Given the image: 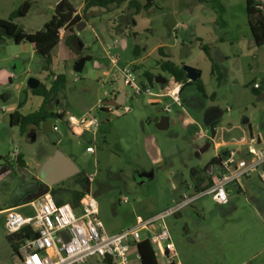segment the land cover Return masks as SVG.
<instances>
[{"label": "rangeland", "instance_id": "rangeland-1", "mask_svg": "<svg viewBox=\"0 0 264 264\" xmlns=\"http://www.w3.org/2000/svg\"><path fill=\"white\" fill-rule=\"evenodd\" d=\"M62 1L78 8L83 0H31V10L16 21L17 25L28 33L42 31ZM135 1L141 7L139 15L135 9H128V2L109 10L92 8L96 16L91 18L89 14L87 28L77 30L84 56L92 57L83 72L76 73V63L60 54L62 46L52 53L54 68L66 78V88L59 99L61 109L66 115L96 116L99 121L97 129L83 135L74 134L58 119H49L39 127L28 126L24 133L20 126L9 123L11 113L7 117L3 109L18 108L24 116L39 109L43 98L31 93L28 80L36 78L49 89L52 77L44 70L41 56L27 52L8 38L0 43L1 210L19 206L20 214L34 216L31 203L23 204L21 199L38 186L41 166L60 151L80 170L60 183V188L81 191L80 183L91 179L89 193L98 203L106 232L113 235L134 224L137 216L147 219L185 197H194L197 181H202L205 189L217 173V167L212 166V172L208 167L217 156V141H242L251 128L254 134L261 131L264 101L258 100L252 87L258 83L264 91V46L253 45L247 0H155L156 6L149 11L142 9L147 0ZM23 3L0 0V19L7 20ZM195 31L197 38L193 36ZM114 44L117 48L109 53L117 56L119 67L135 72L141 86H146L148 72L154 77L165 76L172 88V78L157 65L161 59L158 49L163 47L176 65L200 72L206 97L195 86H186L182 98L186 113L169 98L156 105L155 97H135L128 89L121 106L98 110L104 93H109L108 99L112 100L113 92L118 90L101 68L106 64L108 71L116 70L106 54ZM201 45L207 46L215 58L223 76L221 81L212 73V63ZM246 46H252L253 52H248ZM221 54L239 58L224 62ZM153 93L161 94L162 90L157 87ZM168 105L172 125L161 131L155 121ZM212 108L223 113L215 122V142L212 128L206 124V113ZM243 118L250 120L249 125L242 124ZM90 148L95 149V154L88 152ZM19 155L24 158V166L16 161ZM243 185L242 190L236 185L229 187L226 206L206 195L165 221L179 253L175 262L240 264L264 249V224L253 201L263 196L264 182L254 175ZM5 220L6 215L0 214V264H16L18 259L6 239ZM163 227L162 223L154 224L151 230L157 232ZM158 260L163 264L161 258Z\"/></svg>", "mask_w": 264, "mask_h": 264}, {"label": "built area", "instance_id": "built-area-1", "mask_svg": "<svg viewBox=\"0 0 264 264\" xmlns=\"http://www.w3.org/2000/svg\"><path fill=\"white\" fill-rule=\"evenodd\" d=\"M258 1L261 5L264 4V0ZM60 34L64 35L63 29L60 30ZM113 48H117V44L107 48V58L111 66L122 75L126 93L129 89L135 97L141 95L155 97L153 103L156 104H162V99L169 98L187 113L182 100V83L172 78V88L169 81L161 94H154L147 83L144 87L139 84L134 71L119 67L117 56L109 53V50ZM252 89L262 91L263 87L255 83ZM119 92V89L113 92L112 100L108 99L109 93H104L103 99L98 101L97 109L109 110L110 106L107 102L116 100ZM164 111L170 113L171 106H166ZM90 117L65 115L63 122L74 134L83 135L99 126L97 117ZM54 130H57V127ZM206 133L209 134L210 131L207 130ZM244 147L246 154L228 151L227 156L217 155L216 158H219V163L215 166L217 173L212 176L211 182L205 189L196 191L194 197H185L174 207L147 219L137 216L132 226L117 234L109 235L106 232L100 220L98 203L90 193L83 197L77 209L69 203L57 204L52 195L48 194L31 203L34 216L20 214L19 208L5 210V228L8 235H14L23 230L36 234L32 239L20 244L16 264H87L91 260L101 263L131 264L132 250L137 251V245L144 240H148L153 245L157 256L164 257L168 263L175 262L177 258L175 246L165 227V221L168 218L179 215L183 209L206 195H211L218 205L226 206L229 204V187L236 185L241 188L244 182L254 175H259L264 182V122L258 134L250 133ZM88 152L95 154V149L90 148ZM90 182H92L91 179ZM124 202L127 203V200ZM160 223L164 225L163 229L153 232L151 226ZM63 232L68 233V242L63 237ZM143 233L146 235L143 236Z\"/></svg>", "mask_w": 264, "mask_h": 264}, {"label": "trees", "instance_id": "trees-1", "mask_svg": "<svg viewBox=\"0 0 264 264\" xmlns=\"http://www.w3.org/2000/svg\"><path fill=\"white\" fill-rule=\"evenodd\" d=\"M84 12L91 10L92 8H100L109 10L110 7H120L128 2V9H135L139 15L141 7L135 0H84ZM200 3L206 2V0H197ZM61 10H56L52 19L47 22L42 31L34 33H28L17 25L16 21L25 18L32 8V3L27 0L21 7L15 10L7 20L0 19V43L4 38H8L16 45L29 44L34 50L36 55L41 56L45 60L44 70L49 72L51 77H56L52 82V86L48 89L43 84L31 93L35 96L43 98L42 106L35 112L28 115H22L18 111L11 114V124L20 126L21 133H24L28 126L39 127L42 123H45L49 119L64 120L65 111L61 109V101L59 100L63 91L66 88V78L63 74H55L51 70L53 58V51L58 48L61 43L62 36L60 30H64L65 49L62 47L60 51L61 55H64L68 61H74L77 63L82 57L87 59V62L92 61V57L84 56V44L76 34V30H83L84 24L82 19L78 15L74 16L75 11L66 3L61 2ZM155 0H147L142 9L149 11L155 7ZM246 12L248 18L249 28L257 47L264 46V4L261 5L258 0H247ZM82 43V44H81ZM202 51L207 55L212 63V73L217 74V79L222 80L223 76L219 71V67L216 64L215 58L212 57L210 50L207 46L201 45ZM158 53L161 57L157 62L158 67L162 73L167 74L170 78H173L176 82L183 84L182 92L185 91L186 86L193 85L197 90L206 97V90L204 84L199 79L196 83L189 81L187 74L183 70V67L176 65L171 61L170 55H168L163 47L158 49ZM65 59V60H66ZM199 72V71H198ZM200 73V72H199ZM145 77L154 78L150 73H146ZM255 95H260L262 91L252 89ZM214 97V96H213ZM212 134H215L214 128L216 123L211 125ZM18 163L24 166L22 158L18 157ZM219 163V158H214L209 163L208 167L216 166ZM62 184V183H61ZM53 187L50 194L55 199L57 204L69 203L73 208L77 209L80 206V202L83 197L90 192L91 182L90 180H84L81 184V191L61 189L60 185ZM199 186V184H198ZM36 234L30 233L28 230H23L14 235H8L6 237L15 255L19 253L20 244L25 240L32 239ZM137 253L141 264H159L158 257L155 253L153 245L144 240L137 245ZM170 264H176L171 262Z\"/></svg>", "mask_w": 264, "mask_h": 264}, {"label": "crops", "instance_id": "crops-1", "mask_svg": "<svg viewBox=\"0 0 264 264\" xmlns=\"http://www.w3.org/2000/svg\"><path fill=\"white\" fill-rule=\"evenodd\" d=\"M24 2L25 1H27V0H23ZM31 1V0H30ZM61 4V3H60ZM60 4H59V6H60ZM68 5L75 11V13H74V16H76V15H78L79 17H81V19H82V24H84V29L83 30H85L86 28H87V24H88V21H89V19H88V15L89 14H91V18H94L96 15H95V12H93V11H91V10H89V11H87L86 13L84 12V6H85V1L83 0L82 1V3H81V5L78 7V8H76V7H74L73 5H71V4H69L68 3ZM17 10V9H16ZM56 10H59V9H56ZM14 12V11H13ZM12 12V13H13ZM56 12V11H55ZM11 13V14H12ZM10 14V15H11ZM55 15V14H54ZM53 15V16H54ZM52 16V17H53ZM50 21V20H49ZM49 21H47V22H49ZM47 22H45L44 23V25L43 26H45V24L47 23ZM79 31H82V30H79ZM79 31L77 32V30H76V34H77V36L79 37ZM193 36H196L195 38H197V31H195L194 32V34H193ZM64 37L66 38V36L65 35H63L62 36V40H61V43H60V45L58 46V48L59 47H63L64 48V50L66 51V49H65V41H64ZM254 40V39H253ZM254 43L255 42H253V45H254ZM22 45V47L27 51V52H30V53H32V54H34L35 52H34V50L31 48V46L29 45V44H21ZM256 45V44H255ZM247 48H248V52H253V49L251 48L252 46H246ZM249 47H250V49H249ZM58 48H56L55 50H57ZM54 50V51H55ZM141 51L139 50V53H140ZM53 55V54H52ZM235 59L237 58H239V56L237 57L236 55H234L233 56ZM220 58L224 61V62H231L232 61V59H234V58H232V57H229V56H227V55H220ZM101 68L102 69H104L105 71H104V75H106V76H108V77H110V79H111V81H113L118 87H119V83H118V80L120 79V76H119V73L116 71V70H113V69H110L109 71L107 70V65L106 64H103L102 66H101ZM51 70L55 73V74H60L58 71H56V69L54 68V64H53V62H52V66H51ZM54 81V77L52 78V82ZM260 95H258V100H260V101H264V97H263V92H260L259 93ZM183 95H184V92H182V98H183ZM184 102H186V99H184ZM42 104H43V99H42V102L40 103V105H39V108L42 106ZM154 104H156V103H154ZM156 105H160V104H156ZM19 108H21L20 106H19ZM18 109V108H17ZM17 109H13V111H9L8 109L6 110V109H4V112H3V110H2V113H4L5 114V116H9L8 114H12V113H14L15 111H18ZM20 114H21V112L20 111H18ZM172 113V111L170 112V113H167V112H165V111H163V115H166V116H169L170 117V127H171V125H172V118H171V116H170V114ZM222 115H223V113L218 109V108H212V109H210L209 111H207V113H206V121L208 122V123H210V127H211V125L212 124H214L215 122H217L221 117H222ZM6 118V117H5ZM244 119V118H243ZM9 123H11V119H10V117H9ZM155 123L157 124L158 123V119L155 121ZM249 123H250V120H249ZM249 125V124H248ZM263 125V124H262ZM170 127H169V129H170ZM261 128H262V126H261ZM168 129V130H169ZM253 128H251L250 129V133H253ZM214 131H215V134L213 135V140H214V142H215V140H217V136H218V128L216 127V128H214ZM249 136H250V134H249ZM248 136V137H249ZM248 137L247 138H245L244 140H242V141H234V142H223V141H221V142H219V141H217L216 143H215V148H216V150H217V155H220V154H223V155H225V154H228V151H231V152H237V153H240V154H245V147H244V143H245V141L248 139ZM21 158H22V162L25 164V161H24V158H23V156L22 155H19ZM18 156V157H19ZM50 158H52V156L51 157H49L48 159H50ZM16 161L18 162V158L16 159ZM38 166V165H37ZM212 167V166H211ZM211 167L209 168V170H210V172L212 171L211 170ZM198 184H199V186H198ZM202 186H203V183H202V181H197V184L195 185V187H196V191H199V190H201L202 189ZM245 185H243L242 187H241V190H242V188L244 187ZM240 190V191H241ZM24 194H27V193H24ZM23 194V195H24ZM253 201L256 203V207H257V209H256V213H257V216L259 217V219L261 220V223H263L264 224V194H263V196H261V197H259V198H254L253 199ZM13 208H20L19 206L18 207H13ZM5 210H7V209H4V210H1L0 209V214H2V213H4V211ZM163 212V211H162ZM162 212H159L158 214H160V213H162ZM158 214H155V215H158ZM155 215H153V216H155ZM133 224H130V225H127L126 227H123V228H120V229H118V231H115L114 232V234H117V233H120L121 231H123V230H125L126 228H129L130 226H132ZM175 250H176V247H175ZM177 254H179L178 252H176ZM158 258H161L162 260H163V264H170V263H168L167 262V260L164 258V257H162V256H157ZM260 257H263V258H260ZM158 262H159V260H158ZM160 263V262H159ZM176 264H184V263H182V261H177V262H175ZM87 264H111L110 262H105V263H101V262H97V261H95V260H91L89 263H87ZM131 264H141V262H140V259H139V256H138V253H137V251L136 250H132V252H131ZM240 264H264V249H262L260 252H255V254H254V256H252L250 259H244V260H242V262H240Z\"/></svg>", "mask_w": 264, "mask_h": 264}, {"label": "water", "instance_id": "water-1", "mask_svg": "<svg viewBox=\"0 0 264 264\" xmlns=\"http://www.w3.org/2000/svg\"><path fill=\"white\" fill-rule=\"evenodd\" d=\"M59 10H61V5L59 6ZM82 44V43H81ZM87 63V59L82 57L74 66V71L76 73L83 72L85 65ZM183 70L187 74V77L190 82L196 83L200 78L201 74L194 68L189 66H184ZM120 79L118 80L119 83V97L114 101L107 102V105L110 107H119L121 106L126 100V92H125V85L124 80L121 74H119ZM148 86L155 90L159 87L161 90H164L165 87L168 85L169 80L165 76H157L154 78H148L146 80ZM28 88L33 91L41 86V81L36 78H30L28 80ZM264 97V92H263ZM207 126H210V123L206 121ZM244 126L249 124V119L244 118L242 121ZM157 128L161 131H166L170 127V117L166 115H162L158 119V123L156 124ZM225 154L224 156H227ZM79 168L69 159L67 158L62 152L57 151L55 156L50 158L46 161L40 169L39 178L40 182L37 189L29 194H27L23 199V204L33 203L44 196L50 194L51 189L58 184L66 181L69 178L74 177L75 175L79 174ZM63 237L65 238L66 242L69 241V236L67 232H63Z\"/></svg>", "mask_w": 264, "mask_h": 264}, {"label": "flooded vegetation", "instance_id": "flooded-vegetation-1", "mask_svg": "<svg viewBox=\"0 0 264 264\" xmlns=\"http://www.w3.org/2000/svg\"><path fill=\"white\" fill-rule=\"evenodd\" d=\"M118 89H119V87H118ZM119 93H120V92H119ZM119 95H120V94H119ZM12 114H13V113H12ZM10 116H11V115H10ZM10 119H11V117H10ZM11 121H12V119H11ZM13 122L15 123L16 121L13 120ZM39 179H40V178H39ZM39 182H40V180H39ZM38 185H39V183H38ZM37 187H38V186H37ZM37 187H35V189H34L33 191H35V190L37 189ZM33 191H32V192H33ZM27 194H28V193H27ZM25 196H26V194L23 195L22 199H23ZM22 199H21V200H22Z\"/></svg>", "mask_w": 264, "mask_h": 264}]
</instances>
